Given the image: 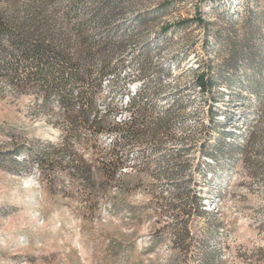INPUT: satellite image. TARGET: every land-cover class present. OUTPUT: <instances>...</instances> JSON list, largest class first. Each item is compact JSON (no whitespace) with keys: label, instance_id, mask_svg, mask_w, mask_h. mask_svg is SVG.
<instances>
[{"label":"rangeland","instance_id":"obj_1","mask_svg":"<svg viewBox=\"0 0 264 264\" xmlns=\"http://www.w3.org/2000/svg\"><path fill=\"white\" fill-rule=\"evenodd\" d=\"M57 2L32 37L92 55L69 110L0 41V264H264V0Z\"/></svg>","mask_w":264,"mask_h":264},{"label":"trees","instance_id":"obj_2","mask_svg":"<svg viewBox=\"0 0 264 264\" xmlns=\"http://www.w3.org/2000/svg\"><path fill=\"white\" fill-rule=\"evenodd\" d=\"M7 2L10 7L9 17L0 11V41L4 37L7 40V47L11 50H17L18 53L22 56L23 60H28L29 63L33 62L38 64L36 69L37 71L30 72L24 71V79L19 81V84H29L33 82L34 84L41 83V86L45 91L49 92L52 89L58 90L61 94L60 98L63 104H66L68 110L72 99L70 98V92L67 91L65 74L67 72L69 81L76 83H82L85 76L88 74L84 70V65L87 61L92 60V55H87L83 57H69L65 54L66 48L52 47L50 44L44 42V39L40 37L33 38L32 36L38 34V23L42 20L44 21H53V18H57L60 13L57 9L58 2L57 0H4ZM22 3H19V2ZM23 13V20L18 21L20 11ZM73 12V8H71ZM69 14L65 13L64 15ZM47 17V18H46ZM43 21V22H44ZM246 42L240 41L236 37L231 40L229 46V57L226 65L231 68L233 72L235 66L234 62L243 56V49H246ZM0 52L2 47H0ZM251 55L249 54V57ZM9 71H12L13 75H17V68H5ZM65 71V73H64ZM19 79V77H17ZM196 82L200 89L205 88L209 85L207 79L204 78V75H197ZM55 86V88H53ZM255 104L258 103L259 97L256 94H251ZM78 98L80 100L85 99V106L80 107L76 113H68L66 116L67 124L69 131L73 132L77 136V128L79 125H84L88 121L89 112L93 110V105L90 102V99L85 98L84 91H78ZM255 98V99H254ZM256 100V101H255ZM256 106V105H253ZM127 123L122 122V126H125ZM241 132L235 133H223L222 140L217 141L216 147L220 148L222 144H227L225 140H231L236 137H240ZM212 158L217 159V156L211 155ZM197 209H201V205H197ZM200 212H204L201 210Z\"/></svg>","mask_w":264,"mask_h":264}]
</instances>
